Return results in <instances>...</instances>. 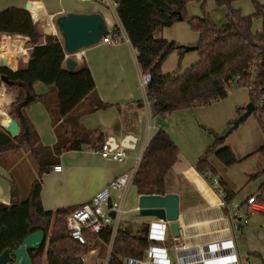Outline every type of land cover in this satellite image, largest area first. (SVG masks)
<instances>
[{
    "label": "trees",
    "instance_id": "1",
    "mask_svg": "<svg viewBox=\"0 0 264 264\" xmlns=\"http://www.w3.org/2000/svg\"><path fill=\"white\" fill-rule=\"evenodd\" d=\"M115 1L119 23L135 50L139 70L151 77L146 94L151 102L150 113L153 117L210 106L228 98L231 89L251 87L248 90L251 103L255 106L253 114L264 132V102L259 105L260 95L264 93V5L253 0L254 14L245 16L240 9L233 7L239 0H215L218 8L228 9L225 22L217 24L206 12L201 17L187 16L189 2H199L205 9V0ZM180 17L183 20L188 18L192 29L199 34V41L194 46L199 58L182 73H165L163 66L168 56L175 48L179 47L181 52L184 48L176 42L158 39L156 34L173 26ZM255 19L263 22L259 32L253 31ZM41 33L45 32L25 9L0 8V37L17 36L2 43L0 56L18 53L11 61L6 60L13 69L18 66V57L27 59L28 52L18 36L28 39L26 45L30 54L27 64H22L16 71L0 68V88L4 85L16 92L9 115L16 117L21 129L17 137H12L0 126V169L13 168L18 161L16 154L24 150L38 174L26 198L22 197L20 184L13 180L10 204L0 202V255L7 249H17L28 236L42 231L46 235L44 246L39 250L28 251L33 264H78L82 256L95 248L100 249L102 256L106 254L111 229L108 227L96 236L86 233L85 246L72 240L66 229L65 218L74 209L60 208L55 212L45 210L41 199L42 176L59 164L64 153L101 143L102 133L85 128L80 119L84 114L106 110L113 105L103 102L98 96L88 64L84 62L73 71L68 70L61 41L55 36ZM117 33L118 28L115 27L103 38ZM1 77L8 79L7 84ZM38 82L47 86L45 93L37 92L35 84ZM1 93L0 105L4 101L10 102L9 95ZM37 102H41L49 113L57 138L52 147L42 144L25 113L27 108ZM140 106H144L142 101ZM239 111L242 116L245 109ZM234 122L229 123L221 134L207 130L213 135L214 142L195 168L209 184L212 179L219 181L224 191L225 214L237 192L218 178L212 159L226 167H232L257 154L264 160V145L243 158L226 146L227 138L236 130H232ZM179 154V147L165 130L160 129L150 139L134 180L140 196L166 195L165 180ZM262 176L264 167L249 174L248 180L251 182ZM256 200L264 207V183ZM148 225L144 224L138 230H134L131 225L120 227L110 264H124L125 258H143L148 246Z\"/></svg>",
    "mask_w": 264,
    "mask_h": 264
},
{
    "label": "crops",
    "instance_id": "2",
    "mask_svg": "<svg viewBox=\"0 0 264 264\" xmlns=\"http://www.w3.org/2000/svg\"><path fill=\"white\" fill-rule=\"evenodd\" d=\"M258 1L264 5V0ZM28 4L38 6L35 9L39 13L35 9L33 13L39 18L38 26L45 32L41 33L44 36H53L55 29L58 32V29L55 27H53V31L50 33L45 30L49 29L51 18L55 22L59 16L68 13H100L98 12L99 5L82 3L79 0H0V8L2 10L12 7L25 9ZM236 9H240L245 16L253 15L255 11V7L245 2L236 5ZM103 16L106 19L109 31L113 30L119 22L118 16L113 15L114 20L112 21L105 15ZM262 26L263 22H261V25L260 23L254 24L253 31H261ZM18 37L21 40L24 39L25 44L27 43V38ZM16 56H18V53H6L2 54L0 58L11 61ZM29 56L30 54L28 53V57L24 59L23 65L27 64ZM84 62L88 64L91 70L98 96L103 102L112 104L113 106L106 110L84 114L80 119V123L85 128L102 133L103 140L101 143L85 145L80 151L64 153L60 157L58 164L63 167V171L55 173L52 169L50 172L43 174L41 199L45 210L55 212L60 208L77 209L90 202L115 177L127 172L134 164L135 158L138 155L134 154V151H141L146 143L160 129H163L177 144L180 151L177 162L165 180L166 194H177L180 197V215H182L180 223L185 224L186 227L191 225L197 226L190 230L196 234H203L227 227L226 222L222 224L208 223L211 220L219 218L221 215L224 216L225 212L222 208L214 207L211 209L210 205L215 206L220 203L219 198L211 189L210 184L195 168L199 159L214 142L213 135L207 130L218 134L223 133L228 128L229 123L234 122L240 116L239 109H245L251 103L250 91L247 88H238L234 92L231 91L225 100L210 106L196 107L165 116L153 117L144 106H140V102L144 96L142 89L140 91L138 85V80L140 82V71L132 48L127 43L121 42L109 45L100 42L95 46L85 49ZM80 65L78 63L77 66ZM17 68L13 69L10 67L13 71H16ZM1 91V94L4 92V94L9 95L10 102L4 101L3 105H0V124L4 119L9 118L10 107L14 101V99L12 101L11 96V94L13 95V91H7L4 85L1 86ZM1 112L6 113L7 116ZM25 113L38 133L42 144L52 147L57 142V138L45 106L41 102H37L27 108ZM150 126L151 129L149 128ZM127 137H131L132 141L135 140L133 141L134 143H130L134 146V149H128L130 159H128L127 163L120 164L102 158L100 154L101 144L108 142L111 143L112 147L115 145L120 146ZM263 145L264 132L254 114L230 134L226 140V146L231 147L239 158L246 157ZM18 155L21 156L19 157ZM27 156V152L21 150V152L16 154L18 161L13 168L9 170L0 169V202L6 205L10 204L12 199L11 182L15 180L19 183V178L23 181L24 186H22V197L26 198L29 195L31 185L38 174L36 169L30 165ZM257 156L258 154L249 159H255ZM249 159L247 160L249 161ZM247 160L243 161V163L247 162ZM212 164L218 171V178L223 179L232 190L237 192L233 180L226 177V173L229 172V169L235 167V165L224 169L218 165L221 163L214 159H212ZM259 164L261 165L259 170H261L264 167V163L260 162ZM26 173L33 176L32 182L27 183L23 179ZM255 189L253 187L249 190L250 195L246 194L248 198L245 201H238L234 205H245L249 198L257 197L259 191L256 193ZM114 195L115 193L112 192V197ZM189 204L192 209L187 212L185 208ZM256 208L255 211L249 212L247 225L250 224L251 217L255 213L262 214V211H264V207L259 204ZM236 227V231L238 232L236 235L240 234L241 238H244L243 231L245 227H241L240 224ZM238 227L240 228L238 229ZM228 236H235L234 229H232L231 233L222 232L214 235H204L196 239V241L207 242L213 237ZM94 250L97 252L98 257L94 255L91 257L92 260L101 262V259L105 257L107 252L102 256L99 248H95ZM258 250L260 248L255 247L247 255L250 257L252 264H256L252 261L251 257L253 256H256L258 261H261L259 258L261 252Z\"/></svg>",
    "mask_w": 264,
    "mask_h": 264
},
{
    "label": "built area",
    "instance_id": "3",
    "mask_svg": "<svg viewBox=\"0 0 264 264\" xmlns=\"http://www.w3.org/2000/svg\"><path fill=\"white\" fill-rule=\"evenodd\" d=\"M82 3H92L104 7L117 16V3L115 0H79ZM36 8L38 6L35 5ZM34 22L38 21L34 16L33 11H30ZM51 25L55 28V22L51 18ZM118 28L117 34H109L107 38H102L101 42L104 44H118L127 43L134 53L135 50L131 45V41L125 32L123 26L118 22L115 26ZM114 27V28H115ZM63 44L59 33L54 32ZM1 50V47H0ZM66 53V52H65ZM66 60L69 58L74 59L77 63L83 64L85 59V49L78 51L73 55H65ZM137 63V59H136ZM139 69V67H138ZM140 71V70H139ZM151 81L149 74L140 72V87L143 91V105L151 112V102L147 97V86ZM252 89L251 87L248 88ZM264 93L260 95L259 105H263ZM151 129V126L149 127ZM149 141L140 151L139 157L136 159L134 167L117 177H115L108 186L97 193L90 202L82 205L81 207L70 211L65 218L66 229L72 238L80 245H87L86 233L93 236L98 235L108 227L111 229V239L108 244L107 254L102 261L92 260V256L98 254L95 250L89 252L87 255L82 256L78 264H110L113 246L117 237L118 231L122 226L123 215L125 213V203L130 191L131 186L134 184L135 176L139 165L141 163L144 151ZM129 150L124 147H112L111 143L105 142L100 146V154L103 159L108 161L125 164L129 159ZM55 173H61L63 167L57 165L53 168ZM210 178V175H207ZM211 189L219 198L220 203L215 206L210 205L211 209L214 207L224 208V191L217 179H212L210 184ZM112 192L115 193L112 197ZM258 206L256 196L247 200L245 205L230 206L228 213L220 216L217 219L211 220L208 223H227V227L215 229L203 234L192 233L190 230L197 227L195 225L185 226L180 223L182 215L179 220V237H175L171 231L172 222L166 219L155 218L148 225V246L143 258L133 259L125 258L124 264H252L250 257L243 255L237 243L238 232L236 226L239 224L241 227L248 224V215L250 211H255ZM139 210V209H138ZM112 214L115 216L113 217ZM207 223V224H208ZM200 225V224H198ZM234 229L235 236L228 237H213L207 242H197L201 236L214 235L222 232L231 233ZM190 231V233H188ZM260 260L264 263V253L259 255Z\"/></svg>",
    "mask_w": 264,
    "mask_h": 264
},
{
    "label": "rangeland",
    "instance_id": "4",
    "mask_svg": "<svg viewBox=\"0 0 264 264\" xmlns=\"http://www.w3.org/2000/svg\"><path fill=\"white\" fill-rule=\"evenodd\" d=\"M243 2L254 7L253 0H239L235 4H233V7L236 8V5H239ZM98 8H99L98 12L108 17L110 21L114 20V17L111 11L101 6H99ZM204 12L209 13L217 24H223L226 20V14L228 12V9L218 8L215 0H205V9L202 8L199 2H195V1H191L187 5L188 18L189 17L191 18L201 17L203 16ZM188 18L183 21H178L173 26L167 27L161 32H158L156 34V38L164 39L169 42H176L180 47L184 48L183 52H181L179 47L175 48L172 51V53L168 56L163 66V70L165 73H173V72L182 73L192 64L197 62L199 58L198 51L188 50L189 48L196 46L199 41V34L192 29V27L190 26L188 22ZM261 22H262L261 19H255L253 25L256 23H260L261 25ZM14 37L15 36H6V35L1 36L0 37V47L2 46L3 42H8L10 38L13 39ZM22 43L25 49L27 50V52L29 53V50L26 45L27 43L25 44L24 39H22ZM0 52H2V50H0ZM24 59L26 58L19 57L18 59L19 66L17 69H19V67L24 63ZM138 85L141 91L139 80H138ZM6 90L11 91L10 89H7V87H6ZM36 90L39 93H45V91H47V86L38 82L36 83ZM234 90L236 89H231L232 92H234ZM15 93L16 92H13V95L11 94L12 101L15 97ZM140 153H141L140 150L134 151V154H138V155L135 158L134 164L128 169V171H130L134 167L136 159L139 157ZM128 155L130 159V152L128 153ZM257 157L255 159H251V160L249 159V161L247 160V162L245 163L241 162L239 164H236L235 167L229 169V172L226 173V177L233 180L235 187L237 189V195L231 205L236 204L238 201H245L248 198L246 194L250 195L249 190L251 188L255 187L256 188L255 192L257 193V191L260 190V187L264 183L263 176L251 182H249L248 180V174L257 172L261 168V165L259 163L260 162L264 163L261 156L258 155ZM214 160L217 161L216 159ZM218 165H220V167L224 169L229 168L222 164H218ZM27 173L24 174L25 176H23V179L27 181L28 183L31 180L33 181V176L28 175ZM19 180H20L19 184L22 188L23 181L20 178ZM139 198H140V195L138 194V190L136 186L132 185L128 193L127 199H126L125 213L123 215L122 222H123V225L130 224L134 230H138L142 225L149 224L150 222L155 220L153 217H142L140 215L139 210H138ZM191 209L192 207L190 204L187 205V207L185 208L187 212L191 211ZM244 227H245L243 231L244 238H241L240 234H238V241H237L239 245V249L242 252V254L249 255V253L255 247H259L260 250L258 251H260L261 253H264V215L260 213H255L251 217L250 224L245 225ZM251 258H252V261L255 262L256 264H264L262 261H258L256 256H253Z\"/></svg>",
    "mask_w": 264,
    "mask_h": 264
},
{
    "label": "water",
    "instance_id": "5",
    "mask_svg": "<svg viewBox=\"0 0 264 264\" xmlns=\"http://www.w3.org/2000/svg\"><path fill=\"white\" fill-rule=\"evenodd\" d=\"M35 8L34 4H28L25 10L30 13ZM178 21H183V18L180 17ZM55 25L62 39L64 50L68 55H73L80 50L97 45L109 32L106 19L100 13H68L59 16L55 20ZM188 50H194V47ZM77 65L78 63L72 58L66 60V68L70 71H73ZM0 68L10 69L4 58L1 60ZM1 80L6 84L8 82L6 77H1ZM254 111L255 106L253 103L247 105L244 114L235 120L232 130L237 129L244 123ZM0 126L12 137H17L21 133L20 124L14 115L9 116L8 119H4ZM133 141L131 137H127L120 146L115 145L113 147H124L129 150L134 149V146L130 144L134 143ZM138 209L142 217H153L171 221V231L175 237H179V195L140 196ZM112 216L114 217L115 215L112 214ZM45 242L46 235L44 232L39 231L33 233L17 249L5 250L0 255V264H33L28 251L41 249Z\"/></svg>",
    "mask_w": 264,
    "mask_h": 264
},
{
    "label": "bare ground",
    "instance_id": "6",
    "mask_svg": "<svg viewBox=\"0 0 264 264\" xmlns=\"http://www.w3.org/2000/svg\"><path fill=\"white\" fill-rule=\"evenodd\" d=\"M36 10V12H38V10L37 9H35ZM39 13V12H38ZM35 16V15H34ZM35 18L37 19V21H39V18L37 17V16H35ZM50 27H49V29H45V30H47V32H51V31H53V26L50 24L49 25Z\"/></svg>",
    "mask_w": 264,
    "mask_h": 264
}]
</instances>
